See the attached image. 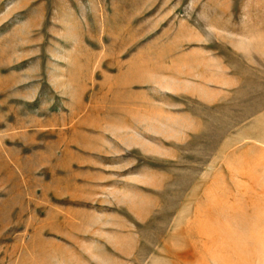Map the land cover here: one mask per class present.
<instances>
[{
	"label": "rangeland",
	"instance_id": "obj_1",
	"mask_svg": "<svg viewBox=\"0 0 264 264\" xmlns=\"http://www.w3.org/2000/svg\"><path fill=\"white\" fill-rule=\"evenodd\" d=\"M0 264H264V0H0Z\"/></svg>",
	"mask_w": 264,
	"mask_h": 264
}]
</instances>
